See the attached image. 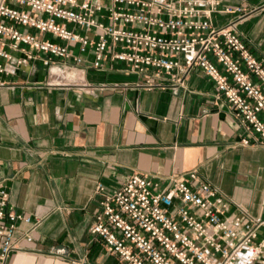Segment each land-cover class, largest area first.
I'll return each mask as SVG.
<instances>
[{"label":"crops","instance_id":"crops-1","mask_svg":"<svg viewBox=\"0 0 264 264\" xmlns=\"http://www.w3.org/2000/svg\"><path fill=\"white\" fill-rule=\"evenodd\" d=\"M223 2L256 9L239 26L264 63V0ZM236 14L212 19L222 24ZM27 51L35 57L0 72V184L10 191L9 208L42 220L7 264H125L89 227L96 184L111 187L135 172L164 186L196 170L229 201L226 215L243 210L264 220V146L242 144L244 127L202 70L177 81L176 92L168 76L164 86H139V74L111 60L102 70L86 62V85L51 84L45 55ZM27 227L22 222L18 235Z\"/></svg>","mask_w":264,"mask_h":264},{"label":"built area","instance_id":"built-area-1","mask_svg":"<svg viewBox=\"0 0 264 264\" xmlns=\"http://www.w3.org/2000/svg\"><path fill=\"white\" fill-rule=\"evenodd\" d=\"M223 1L0 0V58L10 62H0V72L15 71L35 49L45 55L51 84L86 85L82 66L102 70L111 60L139 74V86H164L168 76L176 92L177 81L197 68L237 115L247 133L242 144L262 147L264 63L239 26L256 9ZM215 12L237 14L215 24ZM17 50L26 56L15 59L10 51ZM95 188L99 205L89 231L125 264H264V237L258 239L264 220L243 210L226 215L229 201L196 170L164 186L135 172ZM9 196L0 184V264L23 249L22 240H34L42 220L9 208ZM22 222L28 227L18 235Z\"/></svg>","mask_w":264,"mask_h":264},{"label":"bare ground","instance_id":"bare-ground-1","mask_svg":"<svg viewBox=\"0 0 264 264\" xmlns=\"http://www.w3.org/2000/svg\"><path fill=\"white\" fill-rule=\"evenodd\" d=\"M56 74H58L60 77H63V78H65L64 80H72V78H71V76H72V74H66V75H64V74H61V72H58V71H55V75ZM64 75V76H63ZM57 76V75H56ZM60 77H58V78H55V81H60Z\"/></svg>","mask_w":264,"mask_h":264},{"label":"rangeland","instance_id":"rangeland-1","mask_svg":"<svg viewBox=\"0 0 264 264\" xmlns=\"http://www.w3.org/2000/svg\"><path fill=\"white\" fill-rule=\"evenodd\" d=\"M51 39H52V40H56V39H55V38H53L52 36H51Z\"/></svg>","mask_w":264,"mask_h":264}]
</instances>
